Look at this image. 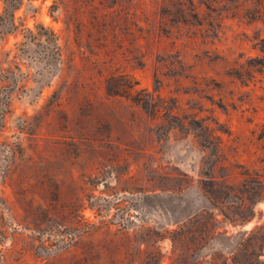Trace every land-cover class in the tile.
I'll list each match as a JSON object with an SVG mask.
<instances>
[{
	"label": "rangeland",
	"instance_id": "obj_1",
	"mask_svg": "<svg viewBox=\"0 0 264 264\" xmlns=\"http://www.w3.org/2000/svg\"><path fill=\"white\" fill-rule=\"evenodd\" d=\"M6 24L0 264H222L264 226V0H24Z\"/></svg>",
	"mask_w": 264,
	"mask_h": 264
},
{
	"label": "trees",
	"instance_id": "obj_2",
	"mask_svg": "<svg viewBox=\"0 0 264 264\" xmlns=\"http://www.w3.org/2000/svg\"><path fill=\"white\" fill-rule=\"evenodd\" d=\"M5 9L3 15H0V19L6 21V25L3 27L4 34H9L11 32H15V13L20 10V8L24 4V0H2ZM30 1H36V0H30ZM5 71L0 64V89L4 88V81L1 80V78L5 77ZM239 78L244 79L245 74L242 72H239ZM110 91V88H109ZM112 91V90H111ZM116 95H119V91L113 92ZM136 99V98H135ZM9 100V98L7 99ZM136 101H138L136 99ZM140 102V100H139ZM225 218L230 220L226 214H224ZM193 220V219H192ZM189 221V224H183L178 229H175L171 232H168L169 239L173 243L174 251L177 250L178 246H183L186 249L187 254L189 257H191V253L194 251L199 250V248L205 246L208 244L209 241H212L215 239L217 230L215 227H213V222L215 221V218L211 217L210 220L206 223L199 222V225H192L193 221ZM235 222V221H234ZM233 223V222H232ZM77 228H82L83 224H77ZM264 226L256 228V230H253L249 233L243 234V238L241 242L238 243L237 248H235L234 251L231 252L233 255L232 257H227L226 260L222 264H242L238 262L237 258L234 257V254L236 253V249H240L244 246V243L247 242V240H250L252 236L255 235L256 232L263 230ZM195 246H197L195 248ZM262 253H264V248L262 249ZM263 255V254H262ZM261 254L258 255L262 256ZM214 261H208L207 264H212ZM175 263V259L172 260L171 264Z\"/></svg>",
	"mask_w": 264,
	"mask_h": 264
}]
</instances>
